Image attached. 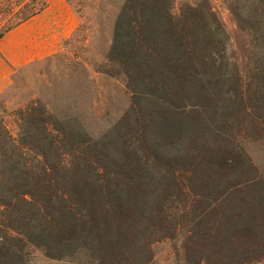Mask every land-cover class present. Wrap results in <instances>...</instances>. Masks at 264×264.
Here are the masks:
<instances>
[{
    "label": "trees",
    "instance_id": "trees-1",
    "mask_svg": "<svg viewBox=\"0 0 264 264\" xmlns=\"http://www.w3.org/2000/svg\"><path fill=\"white\" fill-rule=\"evenodd\" d=\"M175 1L126 0L103 72L123 76L134 98L142 95L159 105L161 121L153 122L159 139L172 132H196L202 128L201 122L206 123L204 113H216L221 108L227 113L226 124L231 132L235 126L238 131L246 130L249 123L253 132L264 133V122L260 120L264 121V114L258 112L264 111V82L258 77L264 64L261 62V68L257 55H253L252 73L245 89L239 68L228 52L227 32L210 4L186 3L175 13ZM242 1L251 4L250 13ZM227 2L239 23L250 31L255 47L261 41L264 50V0ZM47 5V0H0V40ZM223 102L226 107H222ZM18 114L17 139L5 127L0 129L3 216L36 230L30 239L50 258L61 259L79 245L92 250L97 264L123 263L127 253L134 250L139 236L136 229L141 224L137 219L143 183L137 170L122 172L125 165L118 166L96 143L50 117L37 104ZM211 149L215 150L213 161H198L191 156L189 164L193 169L187 171L212 181L221 171L222 178L216 186L221 180L228 182L225 193L237 198L238 208L226 218L227 230H232L226 246L234 248V244V252L243 254L236 264L261 261L264 178L252 177L255 168L251 165H237L233 148H227L224 154L218 153V146ZM139 153H134L138 161L146 158ZM71 154L80 163L69 161ZM198 169L202 174L197 173ZM155 218L158 219L157 214ZM5 228L18 236L5 232L1 238L0 244L7 251L0 254V264H20L10 254L14 250L10 242L20 241L24 229L10 222ZM211 237L216 236L210 234Z\"/></svg>",
    "mask_w": 264,
    "mask_h": 264
},
{
    "label": "rangeland",
    "instance_id": "rangeland-1",
    "mask_svg": "<svg viewBox=\"0 0 264 264\" xmlns=\"http://www.w3.org/2000/svg\"><path fill=\"white\" fill-rule=\"evenodd\" d=\"M125 1L60 0L61 5L55 6L58 10L53 14L57 17L53 26L54 53L23 68H15L11 76L6 77V85L0 91V129L5 127L17 139L20 135L19 110L37 104L45 108L50 117L96 143L118 166L125 165L122 172L137 170L143 183L137 219L141 224L136 229L139 236L134 250L127 253L121 264H236L243 254L234 252V244V248L226 246L232 231L227 230L226 218L238 210L237 198L225 193L228 182L221 180L216 186L222 178L221 171L214 182L207 177L193 176L194 173L187 170L193 169L189 164L191 156L198 161H213L215 150L211 148L218 146L220 154L233 148L237 165H251L255 168L251 176L264 178V133L253 132L249 123L246 130L238 131L235 126L231 132L226 124L227 113L221 108L216 113H204L206 123L201 122L202 128L196 132H170L169 137H156L153 122L161 121L159 105L142 95L134 98L123 76H111L102 69ZM205 1L223 23L229 37V55L237 64L246 89L253 55H257L263 68V45L260 41L255 47L253 36L239 23L227 0H176L174 12L178 13L183 4L197 5ZM63 2L78 19L68 37H63L64 24L68 22V14L62 17L65 14ZM242 3L249 12L251 4ZM39 48L38 53H43ZM258 77L264 82V71ZM261 92L264 95L263 88ZM222 104V107L227 106L226 102ZM258 112L264 114L261 109ZM136 151L146 158L138 161ZM68 159L80 163L73 154ZM199 221L200 227L197 226ZM9 222L24 229L19 235L20 241L10 242L14 246L10 254L20 264H97L92 250L79 245L71 253H64L67 255L61 259L48 257L30 239L36 230L23 227L22 222L12 217L5 218L1 211L0 241L5 232L18 236L13 230H5ZM152 233L155 235L149 237ZM210 234L216 237L209 238ZM158 236L162 237L157 239ZM13 243L21 250H16ZM5 251L6 246L0 244V254ZM246 264H264V259Z\"/></svg>",
    "mask_w": 264,
    "mask_h": 264
},
{
    "label": "crops",
    "instance_id": "crops-1",
    "mask_svg": "<svg viewBox=\"0 0 264 264\" xmlns=\"http://www.w3.org/2000/svg\"><path fill=\"white\" fill-rule=\"evenodd\" d=\"M47 2V7L41 13L13 29L0 40V91L6 85V77H10L15 68H23L54 53L53 26L57 17L53 14L58 10L55 6L60 4V0ZM62 4L65 12L62 17L68 14L63 37H68L75 29L78 19L66 3ZM38 46L41 47L39 48L41 51L44 50L43 53H38Z\"/></svg>",
    "mask_w": 264,
    "mask_h": 264
}]
</instances>
